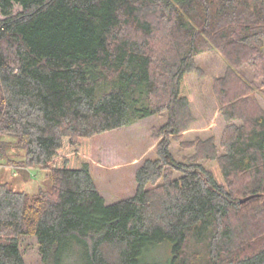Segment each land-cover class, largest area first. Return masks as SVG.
Instances as JSON below:
<instances>
[{"label":"trees","instance_id":"trees-1","mask_svg":"<svg viewBox=\"0 0 264 264\" xmlns=\"http://www.w3.org/2000/svg\"><path fill=\"white\" fill-rule=\"evenodd\" d=\"M0 14V138L52 181L33 196L0 185V264H28L24 238L42 264H142L163 243L172 264H264V110L248 80L264 79V0H0ZM204 54L226 63L222 153L213 137L181 141ZM151 116L167 117L158 157L108 205L92 140Z\"/></svg>","mask_w":264,"mask_h":264},{"label":"rangeland","instance_id":"rangeland-1","mask_svg":"<svg viewBox=\"0 0 264 264\" xmlns=\"http://www.w3.org/2000/svg\"><path fill=\"white\" fill-rule=\"evenodd\" d=\"M20 10V7H16L15 13ZM196 63L201 71L188 75L195 122L181 136V141L213 137L222 153L220 144L226 124L220 113L214 82L225 74L226 63L218 54L201 55ZM248 80L250 83L254 81L257 89L252 97L264 110V79L256 78L255 82L250 74ZM166 122V116H151L130 127L98 134L93 138L91 173L108 205L135 194L137 168L144 160L158 157L157 145L161 139L156 135ZM0 141V185L8 184L13 190L32 196L37 194L40 187L45 190L51 188L49 170L23 166L26 151L18 147L16 139L3 136ZM187 152L182 150L180 142H173L171 153L176 160L182 161ZM22 248L28 264H42L36 238H24ZM172 254L171 244H160L144 253L142 264H172Z\"/></svg>","mask_w":264,"mask_h":264},{"label":"water","instance_id":"water-1","mask_svg":"<svg viewBox=\"0 0 264 264\" xmlns=\"http://www.w3.org/2000/svg\"><path fill=\"white\" fill-rule=\"evenodd\" d=\"M252 197H248V198H245V199H242L240 200V203L241 204H245L246 202H248L249 200H251Z\"/></svg>","mask_w":264,"mask_h":264}]
</instances>
